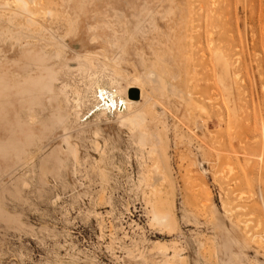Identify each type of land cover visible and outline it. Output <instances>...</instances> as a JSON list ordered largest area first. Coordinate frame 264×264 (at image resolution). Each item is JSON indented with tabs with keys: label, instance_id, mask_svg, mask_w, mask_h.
Returning a JSON list of instances; mask_svg holds the SVG:
<instances>
[{
	"label": "rangeland",
	"instance_id": "obj_1",
	"mask_svg": "<svg viewBox=\"0 0 264 264\" xmlns=\"http://www.w3.org/2000/svg\"><path fill=\"white\" fill-rule=\"evenodd\" d=\"M26 1L32 27L0 8V264H264V0ZM135 77L138 124L104 117Z\"/></svg>",
	"mask_w": 264,
	"mask_h": 264
},
{
	"label": "bare ground",
	"instance_id": "obj_2",
	"mask_svg": "<svg viewBox=\"0 0 264 264\" xmlns=\"http://www.w3.org/2000/svg\"><path fill=\"white\" fill-rule=\"evenodd\" d=\"M33 1L34 0H32V3H33ZM0 8L4 9V11L5 10L10 11L12 13V15L15 16V17L25 16L26 19H27V20L24 19L25 23L30 22L31 25H29V24H27V25L31 26V27H32V25H34L32 22L35 20V17H37V16H34V14L32 12H30L31 11L30 10V5H29V2L26 1V0H8V2L5 1V4L3 6L0 5ZM11 13H9V14H11ZM47 13L48 12L46 11V14ZM43 17H44V14H43ZM19 18H22V17H19ZM36 24H38V23H36ZM22 29H23V27H22ZM42 31H43V29H42ZM21 32H22V30H21ZM15 42H17V40ZM118 49H120V48L118 47ZM117 54L118 53H116V51H115V52H113V57L106 56L105 59H104V62L107 65H115V66L116 65H120L118 60H121V59L117 58ZM59 56H60V54L57 53L55 57L59 58ZM46 61L47 60L44 57H42V58L40 57L37 60L31 61L38 68L39 74L36 76L35 79L32 80L33 82L29 83L28 85H30V86L36 85L34 87H36L37 89H38V87H40V89H42L41 85L43 84V81L44 80H49L51 75L50 74L47 75L48 70L45 67V62ZM223 72L226 75V70H224ZM149 75L151 76V75H153V73H150ZM52 80H53V78H51V81ZM23 83L27 84L28 82L24 81ZM134 84H136L137 88L139 89V92H140L139 99H140V96H141V98H145L146 101L147 100L149 101L150 96L148 95L147 98L145 97L146 88L142 84V82L139 80V78L135 77ZM168 88L169 87L166 88V84L162 85V83H161V88H159L158 91H160V93L162 95H164L165 92L169 90ZM46 89H48V87H46ZM139 92H138V94H139ZM190 95H192V94H190ZM100 96H101V93H100ZM31 101L28 100L29 110L31 112L29 120H30L31 123H35L36 116L34 114H32L34 112V110L32 108L37 103L38 100L37 99H33L32 103H31ZM190 101H191V99H190ZM75 103L77 104V102H75ZM102 103H103V107L101 109V113L104 115V117H107V114H113L115 116V118L117 119V121L119 123H121V124H131V125L136 126L138 124V120L141 119V111L137 110L139 108V106L137 105L136 100H132L131 101V100L127 99L125 96L117 95L116 98L113 97L112 99L103 100ZM191 103H192V101H191ZM194 106H196V105H194ZM194 106H192V107H194ZM197 111H199V109H197ZM200 113H202V112H200ZM57 120L62 123V118L61 117L60 118L58 117ZM119 126H120V124H119ZM28 127H29V130L25 133L28 139L33 140V139H36L38 135H42V132H43L42 128H41L40 131H37V130L34 129V126L31 127V125H29ZM63 131H64L63 132V134H64L63 142L65 143L66 148H71L69 137L65 134L66 132H65L64 129H63ZM60 149H62V146L60 147ZM73 153H75V152H73ZM165 219H166V217L163 214H161V213L157 212V213L153 214V221L156 222L157 224L163 225V223H165Z\"/></svg>",
	"mask_w": 264,
	"mask_h": 264
},
{
	"label": "water",
	"instance_id": "obj_3",
	"mask_svg": "<svg viewBox=\"0 0 264 264\" xmlns=\"http://www.w3.org/2000/svg\"><path fill=\"white\" fill-rule=\"evenodd\" d=\"M128 98L130 100H138L139 99V94H138V91L133 89L131 92H129L128 94Z\"/></svg>",
	"mask_w": 264,
	"mask_h": 264
}]
</instances>
